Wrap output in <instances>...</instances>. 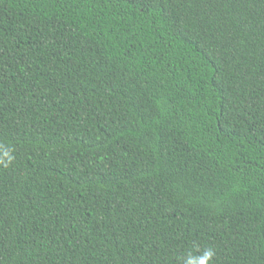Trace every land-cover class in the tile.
I'll use <instances>...</instances> for the list:
<instances>
[{"label":"trees","instance_id":"1","mask_svg":"<svg viewBox=\"0 0 264 264\" xmlns=\"http://www.w3.org/2000/svg\"><path fill=\"white\" fill-rule=\"evenodd\" d=\"M0 264H264V0H0Z\"/></svg>","mask_w":264,"mask_h":264},{"label":"clouds","instance_id":"2","mask_svg":"<svg viewBox=\"0 0 264 264\" xmlns=\"http://www.w3.org/2000/svg\"><path fill=\"white\" fill-rule=\"evenodd\" d=\"M208 255L210 256L211 254L209 253Z\"/></svg>","mask_w":264,"mask_h":264}]
</instances>
